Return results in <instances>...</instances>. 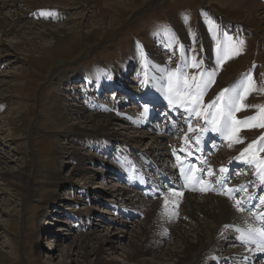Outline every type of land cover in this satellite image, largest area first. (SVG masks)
Segmentation results:
<instances>
[{
	"label": "rangeland",
	"instance_id": "1",
	"mask_svg": "<svg viewBox=\"0 0 264 264\" xmlns=\"http://www.w3.org/2000/svg\"><path fill=\"white\" fill-rule=\"evenodd\" d=\"M6 1L13 2V0L1 2ZM16 1L18 2L16 7L0 10V19L5 14L9 17L10 24L15 22L19 15L22 16L23 22L43 20L34 10L36 6L34 0ZM41 1V5L48 8L51 13L44 15L46 19L43 21L48 20L45 26L55 24L72 26V23H75L76 28L74 34L65 40V33L60 32L57 37L42 36L31 42L28 39L34 38L35 33L21 36L19 26L12 28V24H0V264H85L79 263L82 257L77 251L67 254L68 250L63 249L68 243L80 240L83 234L93 227H96V234L101 236L118 234L121 236V242L113 245L128 248L129 238L135 230L138 234L140 232L137 231V226L149 224L152 233L158 235L164 232L165 225H156L162 221L159 220L162 218V215H159L160 209L155 211L159 216H152L156 199L147 200L138 193L141 197L138 211L144 212V217L133 215L134 218H129L115 212L106 204H134L132 197L135 194L123 195L126 191H132L126 188L125 183L115 174L118 170H114L111 166L117 159L116 154L112 155L116 152L112 149L117 146L114 144L125 143L112 142L114 143L110 148L112 150L105 153L102 150L107 144L103 142H96L98 147H93L96 145L90 147L76 141L75 133L78 132L72 130L75 126L82 128L83 132L86 128L91 130L94 126L90 124V127H87L88 125L77 123L73 119V114L68 113L70 110H75L74 108L90 103L91 100L84 101L85 96L82 92L87 91L92 85L98 87L97 90H100L101 84L112 85L114 82H110L114 79L120 80L119 76L126 71L127 66H131L130 72H135V62L142 66L144 56H148V60L151 61L150 81L160 85L161 79L158 80L156 77L164 75L161 71L162 67L168 71L175 70L172 64L178 66L182 55L179 50L178 56H165L169 58L166 59L161 54L168 55V51L162 48L172 42L181 43L184 35L193 39L187 46L186 55H195L204 64L207 60L213 63L217 75L212 87L224 85L231 88L234 82L239 81L240 74L251 73L257 80V95L255 98L248 96L244 102L248 105H264V91H260L264 89V45L259 39V34L252 31L254 26L251 24L242 22L236 28L235 26L223 28L221 23L225 19L232 20L239 14L233 8L220 6L217 0L203 2L163 0L155 8L142 9L139 6L134 10L119 11H115L112 8L114 6L110 8L102 5L98 0ZM53 7H61L64 14L61 16L56 8L51 10ZM135 10L142 11L137 17L131 18ZM202 16H206L207 20H214L218 25L220 39H223L224 32L231 34V31L226 29H233V35L239 36L234 39H242L245 42L242 53L226 61L219 69L216 65V56L213 55L212 58L210 38H207L211 49L210 55L204 56L202 52L201 31L198 25L207 26V20L202 19ZM91 18L99 21L94 31L88 27ZM43 25H39L37 31ZM165 27L175 33L176 39L174 41L163 39L164 45H158L157 48L154 39L164 37L162 29ZM204 31L208 36L205 28ZM212 42L216 47L213 38ZM138 44H140L139 48H147L143 55L138 51ZM191 51L195 53L192 54ZM154 54L158 56L155 60ZM203 63L199 69L192 68L188 74L199 75L204 67ZM111 69L117 75H114ZM231 75L235 77L228 78ZM88 77L91 78L90 83ZM92 91H95V88ZM205 97H207L205 100H210L208 94H205ZM129 98V95H125V100ZM96 103L104 105L103 113L98 120L106 119L103 116L110 114L115 116L120 114L116 108V113L108 110L107 105H111V100L96 101ZM65 106L68 107L67 110L63 109ZM62 112H66L63 120ZM256 114V108L251 107L248 115ZM112 121L113 124L107 126L106 132H115L121 139L127 135L136 136L139 140L132 145L133 148L141 150L140 152L148 151L150 157L155 159L156 152H152L155 146L153 148L151 142L148 144L151 139L149 133H152V130L128 127V123L121 118ZM255 129L257 128H252L250 131ZM259 129L252 132L253 137L264 134ZM160 147L163 148V145ZM133 148V152H138ZM77 159L81 160L78 162ZM78 165L83 167L89 176H93L92 182L86 185L87 189H83L90 191L88 198L82 195V186H76L81 183L80 179L72 175ZM116 183L119 185L115 186ZM118 188L124 192L120 193L117 191ZM77 197L80 199L79 202L75 201ZM75 204L80 206L76 208ZM215 204L219 203L215 202L213 206ZM85 207L93 210V214L88 217L82 212L80 218L84 221L81 223L80 220L78 221L79 216L75 217L77 216L75 212ZM163 244L166 247L165 243ZM121 247L111 249L107 246L104 258L107 260L113 258L117 264L130 263L129 260L124 259V255H120ZM224 252L226 253L227 250ZM137 262L138 260L132 259L131 263Z\"/></svg>",
	"mask_w": 264,
	"mask_h": 264
},
{
	"label": "bare ground",
	"instance_id": "2",
	"mask_svg": "<svg viewBox=\"0 0 264 264\" xmlns=\"http://www.w3.org/2000/svg\"><path fill=\"white\" fill-rule=\"evenodd\" d=\"M1 1L2 0H0V10H3L4 8L6 9L10 7H16V5H18V2L16 0H13L12 3L8 1L2 3ZM98 1L102 3V5L110 8L114 6L112 8H114L115 11H119L120 9L134 10L139 6L142 9L155 8L156 6L161 4L163 0H98ZM201 1L203 2L204 0ZM259 1L258 0H217L216 2L224 8L226 7L233 8L239 14L238 17L232 20L225 19L222 22L223 26L227 28H232L233 26H235L236 28L242 22L245 24H251L252 26H254V30L252 29L251 30L259 34V39L262 41L264 45V0H259ZM41 3H42L41 0H34V4H36L34 10L42 11L44 13H49L50 10L42 6ZM47 4L48 3H46V5ZM55 8L56 7H53L51 8V10ZM56 9L58 10V12L60 11L59 14L61 16L64 14L62 13L63 11L61 10V7H57ZM140 11L142 10H135L131 15V18L137 17ZM21 17L22 16L19 15L18 16L19 21L17 19L16 21L14 20L15 22L11 23L13 25L12 28H15V26H19L20 27L19 31L21 33V36L22 35L27 36L28 34L35 33L36 34V36L34 37L35 39L34 38L28 39L31 42H35L38 37H42V36L45 37L51 35L57 37L60 32H62L63 34L65 33L64 34V40H65L68 36L74 34V28H76L75 23H72V26H69V24L63 26H59L58 24H57L58 26L56 24L51 26H45L48 20L43 21L44 20L43 19L41 21L31 20V21L23 22V19ZM42 17L45 18L44 15H42ZM94 18H91L88 21V27L91 29V31L96 30L97 28L96 25L99 22ZM8 20L9 17L5 16L4 14V17L0 19V24L11 25L8 22ZM41 24L42 25L44 24L43 27L41 26L42 28H40L37 31L38 26ZM198 28L200 29L199 31H201L200 35L202 39L201 46H202L203 55L204 56L210 55V51H211L210 44L207 40L208 36L207 33L204 31V26L202 24H199ZM192 40H193L192 38L190 37L186 38V36L182 35L181 46H183L184 54L185 53L187 54V46L188 44H190L189 42H192ZM57 41L60 42L61 40L57 39ZM41 48H45V47L41 46ZM157 58L158 56L154 54L153 59L155 60ZM205 64H206L205 66L206 71L209 70L205 74L212 72V70H214V65L210 60H207ZM179 68L182 67L180 66ZM234 73L235 71H233L232 74ZM243 76H244L243 74H240L239 81L243 78ZM234 77L235 76L231 75L228 78L233 79ZM156 78L159 80L160 77H156ZM90 79H91L90 77L87 78L89 83L91 82ZM255 81L257 84L256 79ZM211 85L212 84H210V86L206 91V94H208L210 100L216 98V96L224 88L229 87L224 85L212 87ZM110 86L115 87L114 83ZM256 95H257V91L252 92L249 96L251 98H255ZM103 106H104L103 104L100 105L99 103H94V101H90V103L85 104L80 108H74L75 110L68 111V113L73 114L74 117L73 119L77 121V123L88 125L87 127H90L89 126L90 124L94 125L91 129L93 131L87 130L89 128L85 127L86 129L84 132L82 131V128L75 126V128L72 130L78 132L75 133L77 134L75 137L76 141L79 142L81 145L83 144L85 146H90V147L91 145H96V142H103L104 144H107V147L104 148V150H102V152L104 151L105 153H107L110 150V148H112V142L123 141L125 145L131 147V151H132V147H133L132 145L134 143H137L139 139L136 136H128V135L121 139L120 137H118L119 135H117L115 132L113 133L106 132L105 129L107 128V126L113 124L112 120L119 118L118 115L115 116L113 114H110V116L109 115H107L106 117L103 116L106 119L98 120L101 113H103L104 110ZM67 108L68 107L65 106L63 109L67 110ZM87 111L93 113L88 114L86 113ZM128 111L131 114L136 115L134 109H129ZM250 111H251V107L247 109V112L246 111L239 112L237 114V118L242 120L247 117H250V115H248ZM65 113L62 112L61 115L62 120L66 117ZM113 113H116V110ZM127 123H128L127 125L128 127L133 128L132 126H129L128 121ZM251 129L252 128H243L240 131L239 135L244 139V143L234 144L231 147V149L229 150L226 149L225 152H222L220 154V157L234 156L236 153H241V151H243V149L246 148L248 144H251L254 141H258L262 135H259L258 137L257 136L253 137L252 135L253 131H258V128L250 131ZM262 130H263L262 128L259 129L260 132L264 133V131ZM88 131L90 132L88 133ZM151 132L152 133H149L151 134V139L148 141V144L149 142H151L153 148L155 146L154 149L152 148L153 149L152 152L154 151L156 152L155 160L164 161L168 158L167 138L161 134H158L154 129H152ZM161 145H163V148L160 147ZM93 147H98V145ZM145 147H147V145ZM76 148H78L77 145ZM139 155L141 157H145L144 155L148 156L150 155V152L148 151L139 152ZM80 160L81 159L79 160L77 159L78 162ZM72 175L73 176L75 175L76 178L78 177L80 179L81 183L79 185L76 184L75 185L79 187L82 186L81 193L83 196L88 198L90 191L89 190L85 191L83 189H87L86 185L92 182L93 176H89L88 172H85L83 170V167H81L80 165L77 166V170L72 172ZM72 183L74 184L73 181ZM116 185L118 186L119 184L116 183L115 186ZM117 191H119L120 193L124 192L119 188L117 189ZM130 194H135L132 197L134 204L131 205L130 203H128L127 205L126 203H123L125 205L121 206V208L123 212H127L128 214H133L134 216H137L136 214H139L138 209L141 206L140 204L141 197L136 191L134 192L126 191L124 192L123 195L128 196ZM159 199H161L162 201H159ZM159 199L158 198L156 199V203L154 204V206L156 207L152 212V216L162 215V218L159 219L162 221L156 224V225H162V224L165 225V230L162 234L154 235L152 233V227H150L149 224H143L142 226H137V231H140L141 234L140 232L139 234L138 232L136 233L135 229H134L135 233H133L134 231L132 229L133 235L128 240L129 242L128 248L126 247L124 248L121 247L122 245H113L115 243L119 244L121 242V236H119L118 234L117 235L107 234L105 236H101L100 234H96V227L92 228L90 224H87L92 229L86 231L83 234V236L80 238V240H78L77 242L75 240L72 243H68V245H66V247L63 250L66 251L67 249L68 250L67 254L71 253V251H74L75 253L77 251V253L81 255L82 259L80 262L77 260L76 262L85 263V264H117V262H115L113 258H111L110 260L104 258V253L107 250V246L108 247L110 246L111 249L114 248L118 249L121 247L122 249L119 250L121 253L120 255H124L125 257L124 259L130 261V263H126V264H132L131 263L132 259L138 260L136 264H205V262L206 264H222L221 258L224 261V260H228L229 257H232V259L228 262L229 264H240L234 262L233 260H238V258L244 259L242 253L244 251L246 252L250 251V247L248 245H243L242 243H240L239 232L236 231L237 228L244 230L245 223L249 221V218L246 215V213L237 210V208L234 206V202L229 201L226 198L217 197L214 195H207L204 197H200V196L187 194L183 199V203L180 208L181 213L179 214L172 211L170 208V204H172L173 202L175 203L180 201L179 198L169 197V205L167 209L164 206V198H159ZM79 200L80 199L77 197V200L75 201L79 202ZM215 202H218L219 204H215L213 206ZM76 206H80V205L75 204V207ZM158 209H160V214L156 215L155 211ZM82 212H85V216L88 217H91L93 214V210H90V208L85 207V208H79L78 212H75V215H77V217L78 216L80 217ZM121 222L123 221L121 220ZM147 222H149V219ZM226 225L228 226L227 228L225 227ZM135 234H137L138 237H136L137 235ZM93 235L95 236L93 237ZM136 240L139 243L138 245L136 244ZM163 243H165L166 247L163 246L164 245ZM168 245H170V247ZM149 246H151V248H149ZM225 247H229V248L225 249ZM230 247H233V249H230ZM54 249L56 251V247ZM224 250L225 251L227 250V252L225 253Z\"/></svg>",
	"mask_w": 264,
	"mask_h": 264
},
{
	"label": "snow or ice",
	"instance_id": "3",
	"mask_svg": "<svg viewBox=\"0 0 264 264\" xmlns=\"http://www.w3.org/2000/svg\"><path fill=\"white\" fill-rule=\"evenodd\" d=\"M41 15H51V13L42 12ZM187 21V17H185ZM208 25V31L212 34L213 39L216 40V65L217 69L223 66V64L239 56L243 51L244 41L242 39H234L226 32L223 33V39L218 37L220 29L211 19L206 21ZM163 34L170 40L176 39L175 33L170 28H163ZM195 35V34H193ZM171 47V44H169ZM182 53V59L184 60L185 68L199 69L203 63L202 60H198L194 55L189 59L183 57V46L180 48ZM143 55V52L141 53ZM147 57H145V67H147ZM164 75L160 77L161 80L166 81L162 84L160 90L165 95L168 104L173 108L184 109L189 116L195 115L197 118L209 119L212 125L211 131L220 132L225 134V138L229 140V147L234 144L244 143V139L239 135L243 128H262L264 129V105H248L244 101L248 96L258 89L256 88V81L251 73L243 76V78L236 82L231 88H224L214 100L211 101L207 106L203 104V97L210 84L215 82L217 71H212L207 74L201 72L199 75H189L186 71L181 68H177L173 71L162 69ZM110 79V77H109ZM147 79L142 80L141 84L145 85ZM264 91V89H260ZM256 108L257 114L247 117L245 119H238L236 113L245 111L248 108ZM212 109L214 111H209ZM145 111L147 109L145 108ZM190 132L195 131L191 125H189ZM187 140V138H186ZM199 143V140H197ZM184 151V149H181ZM260 153H264V136H261L258 141H254L248 144L246 148L241 151L240 156L236 157L237 160H242L248 165H252L256 168V173L259 176L261 185H264V157L260 156ZM191 155V153H189ZM177 162L181 163V157L177 155ZM200 171L196 168H189L185 172L183 166H181V174L184 176L185 184H192L194 181H198L196 173ZM227 168H221L220 172H227ZM208 175L212 176L214 173L211 169L208 170ZM204 184V181H198ZM201 191H207V187H202ZM232 188H227L221 194L228 196L230 199L235 201L234 206L238 211L244 212V203L251 201L253 197L247 196V200L236 199L232 193ZM238 191H247L246 189H239ZM183 195L182 192L172 191L171 197L179 198ZM259 204L264 206V196L259 197ZM169 205V195L164 196V206L167 209ZM178 207V205H176ZM255 207V205H253ZM255 218L261 221L260 226L248 224L247 228L241 230L236 229L239 232V239L242 242L254 244L256 251L264 252V212L252 213ZM228 227L227 225L225 226Z\"/></svg>",
	"mask_w": 264,
	"mask_h": 264
}]
</instances>
